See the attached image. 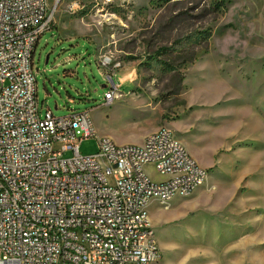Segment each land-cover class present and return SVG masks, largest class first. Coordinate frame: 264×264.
Listing matches in <instances>:
<instances>
[{"label": "rangeland", "instance_id": "1", "mask_svg": "<svg viewBox=\"0 0 264 264\" xmlns=\"http://www.w3.org/2000/svg\"><path fill=\"white\" fill-rule=\"evenodd\" d=\"M48 3L53 19L33 55L41 115L90 110L98 136L117 144L172 129L208 170L194 203L244 206L264 238V0ZM105 56L114 63L106 69ZM107 76L131 83L110 107ZM98 149L96 137L80 143L83 154ZM189 196L150 202L152 227L177 219ZM259 251L264 264V240Z\"/></svg>", "mask_w": 264, "mask_h": 264}, {"label": "built area", "instance_id": "2", "mask_svg": "<svg viewBox=\"0 0 264 264\" xmlns=\"http://www.w3.org/2000/svg\"><path fill=\"white\" fill-rule=\"evenodd\" d=\"M52 16L48 0H0V264H155L147 205L191 195L208 170L164 126L117 144L98 136L90 110L42 116L33 55ZM90 137L99 149L83 154ZM147 164L171 177L152 181Z\"/></svg>", "mask_w": 264, "mask_h": 264}, {"label": "crops", "instance_id": "3", "mask_svg": "<svg viewBox=\"0 0 264 264\" xmlns=\"http://www.w3.org/2000/svg\"><path fill=\"white\" fill-rule=\"evenodd\" d=\"M127 72L131 75L133 71L129 69ZM130 84V81L116 84V98L122 95L120 88ZM112 104L106 102L105 106ZM157 129L146 131L138 143H143L145 137ZM145 170L154 181L171 177L156 171L153 164H147ZM151 171L158 172L161 178H152ZM212 188L214 186H208L209 191ZM196 190L189 196L193 202L180 211L177 219H164L165 224H161L159 230L154 229L162 251L161 260L155 264H263V254L259 251L264 240L263 230L259 231L256 225L259 215H249L244 206L194 203L201 197ZM152 201L158 200L153 198Z\"/></svg>", "mask_w": 264, "mask_h": 264}, {"label": "water", "instance_id": "4", "mask_svg": "<svg viewBox=\"0 0 264 264\" xmlns=\"http://www.w3.org/2000/svg\"><path fill=\"white\" fill-rule=\"evenodd\" d=\"M109 78L112 81V83L115 84V81H114L113 77L112 76H109Z\"/></svg>", "mask_w": 264, "mask_h": 264}, {"label": "trees", "instance_id": "5", "mask_svg": "<svg viewBox=\"0 0 264 264\" xmlns=\"http://www.w3.org/2000/svg\"><path fill=\"white\" fill-rule=\"evenodd\" d=\"M113 77V76H112ZM114 78V77H113Z\"/></svg>", "mask_w": 264, "mask_h": 264}]
</instances>
